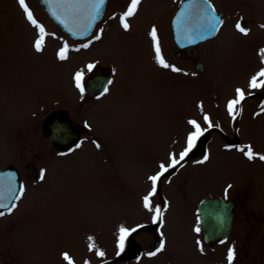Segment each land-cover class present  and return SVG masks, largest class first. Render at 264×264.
<instances>
[{
  "label": "rangeland",
  "instance_id": "1",
  "mask_svg": "<svg viewBox=\"0 0 264 264\" xmlns=\"http://www.w3.org/2000/svg\"><path fill=\"white\" fill-rule=\"evenodd\" d=\"M211 1L226 19L207 43L209 68L194 82L183 72L161 77L157 69L161 44L175 59L170 22L179 0H110L96 26L102 40L93 37L84 53L75 49L79 42L65 46L39 0H0V167L15 166L26 185L12 209L0 215V264H92L111 254L112 243L122 245L121 230L160 217L168 252L178 256L200 196L249 181L264 188V108L254 115L247 98L240 131L263 154L212 151L197 179L191 177L190 112L203 101L211 109L217 87L221 100L232 101L236 91L254 89L260 75L264 89V56L257 48L264 40V0ZM241 15L250 26L245 39L238 29L244 25ZM63 48H68L66 58ZM94 58L120 64L127 58L133 67L129 88L114 86L103 99L79 108L80 73ZM59 105L111 138L121 177H109V146L97 151L89 138L69 152L54 148L43 154L37 162L41 179L32 178V124L45 106ZM158 163L165 170L182 165L178 176L168 179L159 177L163 168ZM160 256L167 260V254Z\"/></svg>",
  "mask_w": 264,
  "mask_h": 264
},
{
  "label": "flooded vegetation",
  "instance_id": "2",
  "mask_svg": "<svg viewBox=\"0 0 264 264\" xmlns=\"http://www.w3.org/2000/svg\"><path fill=\"white\" fill-rule=\"evenodd\" d=\"M180 2L181 0L179 4ZM109 3L110 0L107 9ZM223 15L224 23L226 13L224 12ZM246 19L241 15V21L244 24L238 27L242 31L239 33L241 39L250 36L248 35L250 26ZM96 28L89 36L80 39L65 35V46H71L72 41L79 42L80 47L75 49L84 53L89 49L90 40L93 37L100 35L98 42L102 40L103 33L99 34ZM220 28L214 36L200 43L182 47L174 40L171 19L172 52L175 59L169 58L170 54L165 51L164 43L158 47L156 60L159 67H156L162 72L161 77L167 75L168 79L170 74L180 76L183 72L184 76L190 77V81L197 82V78H203V75H199L209 68L212 53L207 48V43L217 36ZM260 44L257 48L264 56V40ZM67 49L61 57H67L65 53L68 52ZM126 53L124 49V56ZM100 59L94 58L87 64L80 62L84 66L80 73L79 94L75 102L79 108L103 99L114 86L124 90L129 88V72L133 70V67L128 64V59L124 58L122 64L113 61L114 59L109 62H103ZM258 77L261 76H256L254 89L247 93L242 92L241 89L236 91L231 98L232 101L221 100L219 87L214 88L210 97L211 109L202 106L204 101L201 103L200 99H194L195 103H201V106L197 105L198 111L190 112L188 118L191 128L188 138V157L193 161L191 177L194 180L197 179L201 167L210 160L212 151L220 156H226L225 151H237L248 157L263 154L251 140H245L240 131L245 98L254 115L264 108V89ZM262 79L264 86V74ZM208 83L210 84L206 87L209 88L213 81ZM238 100L242 101L239 106L237 105ZM47 106L38 117V122L32 124V138L30 139L32 141V178L41 176L40 165L38 166L37 162L43 154H51L54 148L58 151L69 152L82 146L83 142L89 138L93 141V146L97 148V151L106 144L109 146L106 160L109 177H121L116 164L118 148L110 140L111 138H105L99 131H94L84 119L73 115L67 107L59 105L48 108ZM39 144L48 146L47 150H38ZM158 164L163 168L159 172V177L168 179L182 165L180 163L170 164L165 170L163 163ZM175 175L177 177L178 173ZM212 198H217L218 202L203 205L204 200ZM159 206L161 216L165 204ZM194 213L195 218L188 225L184 250L178 256L168 252V243L165 241L162 230L165 226L164 219L160 217L157 222L144 219L134 226L125 228L124 232L121 230L122 245L118 248L116 242L112 243L111 254L92 264H264V188H258L256 182L249 181L244 186L235 187L230 191L209 192L200 196L195 204ZM161 253L167 254V260L160 256Z\"/></svg>",
  "mask_w": 264,
  "mask_h": 264
},
{
  "label": "water",
  "instance_id": "3",
  "mask_svg": "<svg viewBox=\"0 0 264 264\" xmlns=\"http://www.w3.org/2000/svg\"><path fill=\"white\" fill-rule=\"evenodd\" d=\"M108 0H40L52 20L68 35H89L102 18ZM223 15L211 0H183L173 19L174 38L184 47L197 44L216 34ZM21 180L14 168L0 169V211L9 209L21 192ZM218 202L206 199L203 205Z\"/></svg>",
  "mask_w": 264,
  "mask_h": 264
}]
</instances>
